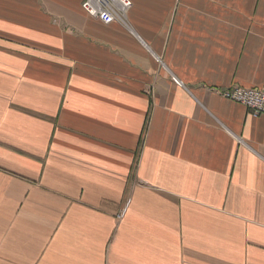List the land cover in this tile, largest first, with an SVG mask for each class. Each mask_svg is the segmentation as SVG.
I'll use <instances>...</instances> for the list:
<instances>
[{
  "label": "crops",
  "instance_id": "crops-1",
  "mask_svg": "<svg viewBox=\"0 0 264 264\" xmlns=\"http://www.w3.org/2000/svg\"><path fill=\"white\" fill-rule=\"evenodd\" d=\"M82 2L0 0V264H264V0Z\"/></svg>",
  "mask_w": 264,
  "mask_h": 264
},
{
  "label": "built area",
  "instance_id": "built-area-1",
  "mask_svg": "<svg viewBox=\"0 0 264 264\" xmlns=\"http://www.w3.org/2000/svg\"><path fill=\"white\" fill-rule=\"evenodd\" d=\"M82 10L104 24L117 23L128 27V14L132 8L130 0H83ZM222 98L244 106L251 114L264 115V88H232L217 90Z\"/></svg>",
  "mask_w": 264,
  "mask_h": 264
},
{
  "label": "rangeland",
  "instance_id": "rangeland-1",
  "mask_svg": "<svg viewBox=\"0 0 264 264\" xmlns=\"http://www.w3.org/2000/svg\"><path fill=\"white\" fill-rule=\"evenodd\" d=\"M130 1H131V0H130ZM131 3H132V2H131ZM129 12H130V11H129ZM85 14H86V13H85ZM86 15H87V14H86ZM128 15H129V14H128ZM120 216H121V213L118 214V218H120Z\"/></svg>",
  "mask_w": 264,
  "mask_h": 264
}]
</instances>
